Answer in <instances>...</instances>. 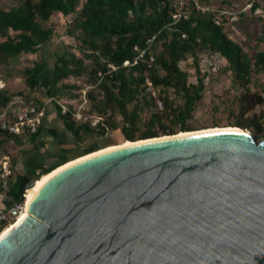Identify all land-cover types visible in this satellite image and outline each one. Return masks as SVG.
I'll list each match as a JSON object with an SVG mask.
<instances>
[{"label":"water","instance_id":"95a60500","mask_svg":"<svg viewBox=\"0 0 264 264\" xmlns=\"http://www.w3.org/2000/svg\"><path fill=\"white\" fill-rule=\"evenodd\" d=\"M125 142L50 176L0 235V264H264V137Z\"/></svg>","mask_w":264,"mask_h":264},{"label":"trees","instance_id":"16d2710c","mask_svg":"<svg viewBox=\"0 0 264 264\" xmlns=\"http://www.w3.org/2000/svg\"><path fill=\"white\" fill-rule=\"evenodd\" d=\"M176 1L15 0L9 10L0 6V81L5 82L4 77H14L4 72L2 66L9 68L13 60L38 52L53 39L54 31L46 25L55 16L71 18L67 35L80 43L78 49L82 54L78 57L66 51L54 56L52 80L45 97L41 96L40 89L48 65L47 55L18 72L26 88L20 92H9L6 86L0 89V115L18 100L41 109L47 99H52L65 129L81 145L114 132L121 134L122 142L190 132L194 129L188 122L205 90V79L198 65L199 55L208 52L220 55L226 61L235 88L242 90L237 98L236 122L229 126L250 130L256 140L263 138L261 116H250L251 106H247L246 101L251 95L249 85L253 77L261 75L264 78V51L250 57L225 32L223 17L216 12L201 13L192 3L187 4V19L173 23ZM256 8H259L258 3L253 7ZM218 18L222 21L220 25L216 23ZM152 38H155L150 53L155 58L152 66L147 63L148 53L136 65L123 67L125 62L136 59L135 48L145 49ZM189 56L196 66L195 82L181 65ZM110 65L117 69H111ZM69 78L84 79V85L65 83ZM147 81L153 84L155 95L147 91ZM87 87L90 88L86 92L89 107L82 109L83 116L79 120L69 101L83 102L81 93ZM62 99L68 101L66 105L60 103ZM158 100L164 105L162 112L154 110ZM257 100L259 104L263 98L259 96ZM14 107L9 108L11 121L15 119ZM145 115L148 117L143 119ZM95 117H99V122L93 126ZM41 129L42 126L35 134L25 131L14 135L2 130L0 125V153L13 170L10 190L5 193L14 202L19 201L29 181L60 166H38L25 174L15 172V161L10 152L13 144L37 138ZM0 193L4 191L0 189ZM8 226L9 222L5 221L0 234Z\"/></svg>","mask_w":264,"mask_h":264},{"label":"rangeland","instance_id":"374dc122","mask_svg":"<svg viewBox=\"0 0 264 264\" xmlns=\"http://www.w3.org/2000/svg\"><path fill=\"white\" fill-rule=\"evenodd\" d=\"M255 3L259 5V12L257 8L253 9L255 4L251 8L248 7L249 0H203L202 3L204 6L213 10L211 12L218 13L220 10H227L232 13V15L223 16L225 32L233 41L240 44L245 52L252 58L257 52L264 51V0H257ZM14 5L15 0H0V6L6 10L11 9ZM231 18H235V20L232 21ZM70 20L71 18H64L63 16L53 17L49 24L46 25L51 27L54 31L51 41L38 50V52L26 54L13 60L9 68L2 66L4 72L14 75V77L11 78H3L6 89L9 92L23 91L26 87L23 78L17 75L18 72L25 67L32 66L42 55H47L48 65L42 77L43 82L42 88L40 89L41 96L45 97L46 88L52 80L51 72L55 62L54 56L66 51L72 52L78 57L82 56L78 49L80 43L67 35V27ZM181 65L182 69L188 72L190 80L194 81L197 76V71L193 58L189 56ZM198 65L205 79V90L203 91V98L196 106L193 117L189 120L188 125L191 129H194L193 131L231 127L229 125L234 124L237 119V114L239 112L237 98L241 95L242 90L235 88L232 73L227 70V63L220 55L202 52L199 55ZM65 83L79 84L82 86L84 85V79L69 78ZM249 87L251 95L246 101V104L247 106H251V109L248 111V114L250 116L253 114L257 116L260 115L261 118H264L263 76H254ZM89 89V87L86 88L87 91ZM259 96L263 98V101L258 104L257 97ZM67 102L66 99L60 100V103L64 105H66ZM69 103L72 104L76 110L82 105V102L77 100L69 101ZM83 106L86 110L89 104H83ZM154 110L162 112L164 110V105L162 108L156 105V109ZM146 117H148V115H145L143 119ZM261 118H259V120H262L264 124V119ZM59 137L63 139L66 148L57 156L56 161L59 162L57 164L69 163L103 148L105 149L110 146L118 145L122 143L123 139L119 132H114L106 137L90 140L81 145L78 144L76 139L69 133H63L59 135Z\"/></svg>","mask_w":264,"mask_h":264},{"label":"built area","instance_id":"2783aa9c","mask_svg":"<svg viewBox=\"0 0 264 264\" xmlns=\"http://www.w3.org/2000/svg\"><path fill=\"white\" fill-rule=\"evenodd\" d=\"M257 0H249L248 7L251 8ZM192 3V5L195 7V9L201 13H206V12H211L210 8L207 6H204L202 4V0H177L173 7H174V12L172 15L173 23H177L181 21L182 19H187L188 17V12H187V4ZM257 11L259 12V8H257ZM218 15L220 18L223 16H229L232 15L231 12L227 10H220L218 12ZM218 18L216 20L217 24H221V19ZM232 21L235 20V18H231ZM155 38H152L148 40L147 42V47L145 49H138L137 47L135 48V51L137 52V57L134 60V62H125L123 64V67H130L136 65L139 61L147 57V54L149 53V59L147 60V63L149 67L152 66V64L155 61V58L151 53V48L153 46ZM110 68L115 70L117 67L110 65ZM6 85L4 82L0 81V89L4 88ZM147 91L151 92L155 95V89L153 87V84L150 81H147ZM86 92L87 90H84L82 93V105L76 110L74 116L77 119H82V109H85L83 104H87V99H86ZM52 99H47L45 101V105L41 108L38 109L35 106L27 105L23 101L18 100L11 104V106L14 107V120H10L9 116V107L0 115V125L2 130L7 131L10 134L14 135H20L25 131H28L30 134H35L38 132V128L43 125L44 118L46 116V107L48 104H52ZM157 106L159 108H162L163 103L158 100ZM63 110H67L65 107H63ZM99 122V117H95L92 121V125L96 126L97 123ZM43 175V174H41ZM13 177V170L11 167L6 164L4 160V156L0 153V189H2L4 192H8L10 190V181L11 178ZM26 194L25 198L22 202H13V204L7 208L5 207H0V229L2 228V225L5 221L9 222V226L15 223L18 218L21 216L22 212L25 210L26 207ZM13 220V223L10 221Z\"/></svg>","mask_w":264,"mask_h":264},{"label":"crops","instance_id":"0c3cea01","mask_svg":"<svg viewBox=\"0 0 264 264\" xmlns=\"http://www.w3.org/2000/svg\"><path fill=\"white\" fill-rule=\"evenodd\" d=\"M53 106V104L47 105L46 116L37 138L26 140L21 144H13L10 152L15 161L17 174H25L38 166L49 168L62 164H57L59 162L56 160L66 146L59 135L69 132L60 121L56 107ZM13 202L5 192L0 193V207L7 208Z\"/></svg>","mask_w":264,"mask_h":264},{"label":"bare ground","instance_id":"6f19581e","mask_svg":"<svg viewBox=\"0 0 264 264\" xmlns=\"http://www.w3.org/2000/svg\"><path fill=\"white\" fill-rule=\"evenodd\" d=\"M226 128H230V127H226ZM214 129V128H212ZM218 129V128H217ZM220 129V128H219ZM210 129H206V130H200V132H205V131H209ZM126 142H122L118 145H121V144H124ZM128 144V143H126ZM118 145H114V146H110V147H107L103 150H109L115 146H118ZM98 152H101V151H96L92 154H95V153H98ZM92 154H89V155H92ZM88 156V155H87ZM80 159L77 158V160H74V161H71L69 163H66L64 164V166H60V167H57L55 170H53L51 173L47 174V175H44V176H41L39 179L36 180L35 184L29 188L27 191H26V207H25V210L22 212L21 216L18 218V220L13 223L11 226H9L8 228L4 229V231L1 233V235L5 232H7V230H9L10 228H12L15 224H17L18 222H20L26 215H27V205L28 203L31 201V199L33 198L34 194L36 193V191L40 188V186L50 177L52 176L54 173L58 172L59 170H61L62 168H64L65 166L69 165V164H72V162H75V161H78Z\"/></svg>","mask_w":264,"mask_h":264},{"label":"flooded vegetation","instance_id":"af4514ba","mask_svg":"<svg viewBox=\"0 0 264 264\" xmlns=\"http://www.w3.org/2000/svg\"><path fill=\"white\" fill-rule=\"evenodd\" d=\"M64 164V163H63Z\"/></svg>","mask_w":264,"mask_h":264}]
</instances>
